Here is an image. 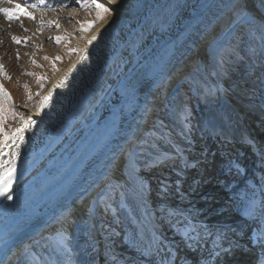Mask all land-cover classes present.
<instances>
[{
	"label": "rangeland",
	"instance_id": "1",
	"mask_svg": "<svg viewBox=\"0 0 264 264\" xmlns=\"http://www.w3.org/2000/svg\"><path fill=\"white\" fill-rule=\"evenodd\" d=\"M188 1L187 7L191 10L203 4L205 10L211 11L206 12L207 19L203 24L194 22L191 25L189 20L190 23L187 22L177 31L171 28L173 31L166 33L178 40L175 51L186 47L188 54L191 49L188 42L202 41L209 21L213 23L226 15L228 10L229 19L204 43L203 56H198L195 61L188 54L192 61L187 63L185 54L184 70H179L180 76L179 73L173 75V80L150 95L152 105L147 126L141 125L131 136L126 133L122 137L123 131L110 136L109 144L112 137L122 133L119 137L125 143L119 148L121 166L116 168L115 175H102L95 182L88 181L90 186L84 194L86 201L83 205L86 211L80 213L86 225L97 236L91 247L97 264H133L138 259L135 254L140 253L136 248L145 241L150 245L155 240L158 246L166 244L168 247H175L170 242L177 243L175 235L181 232L175 225L179 211L181 214L184 211V214L197 215L208 222L231 223L234 218L238 219L237 211L242 210L245 202V198L240 199L239 195L243 193L245 196L247 187L256 180V176L250 178L248 173L257 177L259 175L257 169L251 172L254 166L249 165L251 161L248 162L243 157L232 165L236 157L233 156L221 162L220 166L228 163L225 172L229 175L242 172L238 175L239 178L230 176L226 181L228 176H223V168L218 166V162H210L208 158L214 159L215 155L211 154L218 153L219 146L213 143L217 139L212 131L214 128L222 130L224 125H219L221 123L217 120L224 119L227 120L225 123L230 124L232 120L227 117H232L233 114L242 115V123L238 125L242 130L241 136H246L244 131L247 127L250 133H254L256 142L259 138V142L264 143L261 140L264 137V127H258L261 121L262 126L264 124V118H261L264 115L259 112H264V0L252 3L251 8L257 6V12L247 7L239 12L231 10L236 0ZM17 3L32 12L35 19L20 16L18 20L9 21L0 13V64L3 65L0 84L11 96V100H8L0 95V107L3 108V127L8 133L21 126V116L25 119L29 117L24 111L26 107L40 108L48 76L56 74L60 62L73 61L79 66L80 52H70L69 49H81L75 40L82 41V34L90 31H81V25L93 21L94 26L101 20L97 18L96 9L90 0H80L79 4L73 0H43V3L41 0H0V7H15ZM187 14H184L182 21ZM41 20L44 21L43 24ZM50 20L57 21L60 27H49L47 22ZM189 31L190 35L183 37ZM13 35L28 39L17 44L12 40ZM57 35L67 36V39L57 44L50 39ZM45 56L49 59H45ZM57 56L61 59L56 60ZM182 60L184 59H180ZM178 62L174 65L177 66ZM38 77L45 79L38 80ZM24 85L28 87L25 88ZM29 95L32 97L30 100ZM226 98L231 99L230 104L234 108L230 109L231 112L222 105ZM133 106H137V102ZM224 109L228 112L225 113ZM129 112L133 116L132 108ZM130 114L126 119H120V127L124 123L129 124ZM39 122L41 119L33 124L39 127ZM207 129L210 133L208 137L205 133ZM25 133H31L30 129ZM233 141L235 142L234 139L224 140L222 143L230 145ZM240 142L242 143L237 140L238 144ZM242 146L248 148V144ZM192 166H197L195 171L199 172V180L190 173L195 167L188 171ZM199 167L210 169L211 174L206 180L210 179L209 182H203L204 176ZM122 175L126 178H122ZM256 184L259 186L260 183L256 181ZM240 186L242 190L238 189ZM227 189H233L231 193L239 190V193L230 196L225 192ZM159 202H163L166 207L158 209L160 206L156 204ZM80 208L83 209L82 206ZM71 210L66 215L73 214L72 218L68 217L70 220L67 219L72 223L78 220L73 213L74 209ZM65 218H60L62 224L55 225L58 229L56 231L63 233L57 234L55 226H47L48 228L38 231L27 241L24 253L21 254L20 250L25 246L9 257L10 259H6L4 264H79L80 249L73 246L75 233L66 229L74 224L68 223L66 226ZM82 223L80 221V227ZM80 227L75 228L74 225L75 232ZM151 234L163 238H153ZM171 251L175 253V249ZM158 252H165V249L156 250ZM229 261L230 259L227 264H235Z\"/></svg>",
	"mask_w": 264,
	"mask_h": 264
},
{
	"label": "bare ground",
	"instance_id": "2",
	"mask_svg": "<svg viewBox=\"0 0 264 264\" xmlns=\"http://www.w3.org/2000/svg\"><path fill=\"white\" fill-rule=\"evenodd\" d=\"M99 1L110 7L111 11L97 22L96 25L92 26L89 32L82 34L84 37L82 41L75 40L81 49L87 47L89 58L82 64L80 63L79 66L73 61L60 62L56 74H49L41 98L47 95V93L52 90L53 85L58 83L65 74H68L69 69L75 64L76 67L69 74L65 87L55 90L52 101L43 110L34 107H26L24 109L26 115L35 120V124H37V120L41 119V122H39L40 125L36 127L35 124H32L30 126L32 128L26 129H30L31 133L26 134L27 132H24L23 141L17 139L15 145H12L11 148H5L4 151L19 152V157L16 160L17 169L19 166H22L30 156H35L39 153L40 157L32 168L19 178L13 184L12 189L0 199L1 220L21 201L61 171L82 142L110 111L113 104L120 100L122 90L137 72H139L150 59L158 55L163 48L169 47L170 51L165 56L158 69L146 79L134 98L122 107L119 117L114 121L100 145L91 153L84 163L70 175L69 179L60 187L57 194L40 207L39 213H45L53 207H57V209L43 225L36 229V233L48 228L47 226L49 225H51L50 227L58 225L56 221L58 215L69 206L77 209H74L73 213H75V217L80 219L83 223L77 232H75L74 228L72 232L75 233L73 246L76 245V247L80 249L78 253L80 258L79 264H81L80 261H86L87 264H97V261L93 259V257H95L94 250L91 249L97 236L92 228L86 225L79 214L86 211L83 206L86 201L84 194L89 190L87 189V187L90 186L89 183L99 176L116 174V168L121 166L119 148L125 143L122 137H124L126 133H129L130 136L133 135L134 132L140 129L141 125L145 124L147 126L149 123L148 113L150 105H152V101L150 102V95L153 94L156 89L158 90V88L162 87L163 83L167 82L170 76L173 77V75L179 73V70H184L185 54L187 57L186 60H188L187 63L191 62V59L195 60L198 56H203L204 43L207 42L210 35L215 34L214 32L216 29H220L222 24H225L223 22L229 19L228 10L226 15H223L217 20L215 19L216 21L213 20V23H211V21L208 22L209 27L207 26L208 29H206L202 41L198 40V43L192 41L188 42V44L186 42V44L191 47L188 53L192 57L190 59L186 52V47L175 51L178 40L171 38L166 33L174 29L177 31L178 28H182L187 24L189 20L192 23L191 25H193L194 22L198 24L201 22L203 24L207 19L206 12L211 11L205 10L206 8H203V4H199L194 10H191L190 7H187L189 3L188 0H116L115 3H112L111 0L107 3L105 0ZM255 1L256 0H236L231 6L232 9H230L237 11L247 7L255 12L257 6L254 5V7L251 8L252 3H255ZM184 14H187V16L182 21L183 16H185ZM259 14L261 15V13ZM171 28H173V30ZM190 32L191 31H189V33L185 32L183 37L187 38ZM97 34V39L93 41L91 45H88V39ZM180 59L184 60L180 61ZM175 62H178L177 66L174 65ZM225 100V104L223 103L222 105L231 112L233 108L230 104L231 99L226 98ZM134 102H137V106H133ZM131 108L134 110V112H132L133 116H131L132 114L129 112ZM225 109L224 112L227 113L228 111ZM259 112L261 115H264V112ZM129 114L131 116L130 119L128 118L130 121L129 124L123 122V126L120 127V119L121 121L122 119H126ZM241 116L239 114L238 116L237 114H233L232 117H227L232 120L230 124L225 123L227 120L224 119L217 120L221 123L219 125L223 124L224 126L222 130L220 128H214L212 131L219 141L214 140L213 143L221 145L224 140L229 141L230 139H234L242 141L240 145L247 144L245 141L259 145L254 138V133L252 134V132H249V128H245L244 132L247 134H244H246V136H241L240 133L242 130L238 127L239 123H242ZM58 131L59 137L54 142L53 146L59 140L60 142L56 144V146L50 147L42 154L39 149L49 137L53 136ZM119 131H123L122 137H119L121 136L120 132L117 136L112 137L113 139L109 144L110 136ZM205 133L207 137L210 136L208 129L205 130ZM9 144H12V142L9 141ZM16 145H19V147ZM250 147L251 146L248 145V148H246L249 149ZM7 159H9L8 155L0 156V161ZM188 161L190 160L188 159ZM258 164L259 165L255 166L251 172H255V169L259 170L260 167L264 169V162ZM199 168L204 177H209V174H211L210 169L205 170V168ZM118 171H120V169ZM122 178H124L123 175ZM263 184L264 181L261 182L258 187H262ZM257 192L258 191L253 192V190H251L250 193L258 197L256 195ZM7 195H11L13 199L8 200L6 198ZM73 203L75 204L74 207L72 206ZM157 205H160V203L156 204V206ZM81 206L83 209L80 208ZM182 213L184 214L185 212L183 211ZM71 214L68 216L66 215L67 218L64 219L65 225L71 223L68 222V220L73 217H71ZM36 215L37 213L33 214L31 218H35ZM243 215V210L237 211L238 218ZM69 216L71 218H68ZM56 229L57 226H55L54 230ZM35 232H33V234ZM7 236L8 234L3 238ZM3 238H1V240ZM25 240L16 245L4 257L0 264H4L6 259L13 254L15 255L22 248V244ZM145 254L147 258L151 257L150 252H145ZM191 259H193V257H187L186 261H190ZM237 261L240 263L242 260L239 259Z\"/></svg>",
	"mask_w": 264,
	"mask_h": 264
},
{
	"label": "snow or ice",
	"instance_id": "3",
	"mask_svg": "<svg viewBox=\"0 0 264 264\" xmlns=\"http://www.w3.org/2000/svg\"><path fill=\"white\" fill-rule=\"evenodd\" d=\"M75 3H80V0H73ZM91 4L96 9V15L98 19H103L104 14L111 11L110 7H106L105 3H100L98 0H90ZM105 2H109V0H105ZM112 3H115L116 0H111ZM41 3H43V0H41ZM36 5H32V7H35ZM0 13H3V15L7 18V20H18L20 16H26L30 19H35V16L32 12L28 11L25 7L21 6L19 3L15 5V7H0ZM71 19V17H69ZM44 21L41 20V24H43ZM48 26L51 27L55 25L57 28L60 27L59 23L54 20H50L47 22ZM93 21H88L86 24H82L80 30L81 31H88L93 26ZM27 31V29H25ZM97 35H93L90 39H88L87 44L91 45L93 41L97 39ZM28 37H18L13 35L12 40L15 43H20L21 40L26 42ZM50 39H53L55 43L59 44L61 41L66 40L67 36L57 35L55 37H50ZM70 52H80L79 61L82 63L86 61L89 58V53L87 47L84 49L79 48H70ZM17 58H19V53H17ZM45 59H49V57L45 56ZM56 60H60L61 57L57 56L55 58ZM35 63V61H33ZM53 67H55V64H53ZM76 65L74 64L71 69H69V73L65 74V76L56 84L53 85L52 90H50L47 95L43 96L39 107L41 110H43L51 101L53 98V93L58 88L65 87V84L68 80V76L75 69ZM3 70V65L0 64V71ZM28 75H36L35 73H27ZM45 79V77H38V80ZM25 88H27V85H24ZM0 95H2L4 98L11 100V96L9 93L4 89L3 85L0 84ZM32 97L31 95L28 96V99L30 100ZM22 123L20 127L15 128L11 133H8L5 131L3 127V108L0 107V156L8 155L9 159L0 161V196H5L6 193H8L13 186V183L16 178V171H17V165L16 160L19 157V152H5V148H11L12 145L16 144L17 139L20 141H23L24 139V132L27 128H29L35 121L29 116L27 119H25L23 116L20 117ZM9 141L12 142V144H9ZM146 142V141H145ZM19 147V145H16ZM6 198L8 200H12L13 197L11 195H7Z\"/></svg>",
	"mask_w": 264,
	"mask_h": 264
},
{
	"label": "water",
	"instance_id": "4",
	"mask_svg": "<svg viewBox=\"0 0 264 264\" xmlns=\"http://www.w3.org/2000/svg\"><path fill=\"white\" fill-rule=\"evenodd\" d=\"M58 137H59V133L57 134V137L55 138L56 140L58 139ZM53 144V143H52Z\"/></svg>",
	"mask_w": 264,
	"mask_h": 264
},
{
	"label": "trees",
	"instance_id": "5",
	"mask_svg": "<svg viewBox=\"0 0 264 264\" xmlns=\"http://www.w3.org/2000/svg\"><path fill=\"white\" fill-rule=\"evenodd\" d=\"M262 13V12H261Z\"/></svg>",
	"mask_w": 264,
	"mask_h": 264
}]
</instances>
